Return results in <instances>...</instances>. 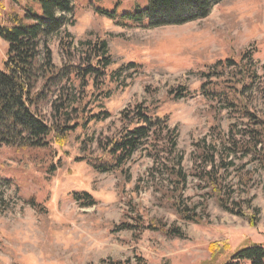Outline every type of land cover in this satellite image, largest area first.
I'll return each mask as SVG.
<instances>
[{"label":"rangeland","instance_id":"1","mask_svg":"<svg viewBox=\"0 0 264 264\" xmlns=\"http://www.w3.org/2000/svg\"><path fill=\"white\" fill-rule=\"evenodd\" d=\"M0 1L5 12L13 7L21 13L29 2L18 0L19 6ZM115 2L73 0L67 23L47 40L57 66L71 57L72 63H80L87 42L106 40L110 66L120 68L117 78L105 79V90L86 86L82 100H88L86 113L103 109L108 118L77 128L64 147L53 142L33 149L0 146V264H136L138 257L145 264H207L211 242L226 240L232 250L264 245L263 166L249 157L228 158L235 164L225 181L234 191L230 203L240 201L246 210L249 200L257 211L255 225L221 208L192 174L194 166L201 165L195 159L203 143H216L222 151L230 126L247 121L223 100L204 96L199 87L227 80V71L221 78L206 75L218 60L237 61L246 51L253 52L259 67L264 65V0H222L204 18L154 27H146V18L108 17L95 10L112 9ZM136 3L144 5L145 0H121L116 9L132 11ZM6 46L0 39V68ZM182 88L190 94L175 98L172 92ZM246 96L251 111L264 113L260 94L248 91ZM137 103L168 115L169 126L177 132L173 154L159 147L152 156L151 145L145 143L118 170L95 171L85 158L101 153L98 140L116 135L122 127L120 111ZM40 110L50 118L49 102ZM170 167L182 168L183 189L175 185ZM242 167L252 172L247 187L239 178ZM82 191L90 193L95 204L77 200L75 192ZM176 201L182 208L196 207L199 220L180 219L172 205ZM150 219L178 226L184 238L142 229ZM124 225L130 228L120 229Z\"/></svg>","mask_w":264,"mask_h":264},{"label":"trees","instance_id":"2","mask_svg":"<svg viewBox=\"0 0 264 264\" xmlns=\"http://www.w3.org/2000/svg\"><path fill=\"white\" fill-rule=\"evenodd\" d=\"M20 6L18 0H10ZM20 9L9 8L4 11L0 1V39L6 44L5 59L0 68V146L18 148H46L52 142L64 147L69 135L77 128H86L92 121L108 118L109 112L86 113L88 100H82L86 86L94 90H105V79L115 80L120 68H112L111 55L107 42L101 39L97 43L87 42L80 63L74 64L71 58L68 63L55 65L47 40L62 30L72 14L73 0H28ZM222 0H145L144 5L134 4L133 10H118L121 0H116L114 7H96L101 14L112 17L122 15L134 21L146 18V27L161 25H178L206 17L211 8ZM38 6L36 10L35 6ZM69 38V34L65 33ZM62 43V40L60 41ZM67 52V48H64ZM85 56V57H84ZM67 57L69 58L68 54ZM262 70V73L259 72ZM227 71L228 78L223 84L218 82L201 83V93L208 98H219L234 108L235 112L246 118V123L231 125L227 139L223 141V149L216 143L209 146L203 143L198 148L197 164L193 175L197 177L203 188H209L208 194L213 196L225 211L245 217L251 225L257 222L255 209H251L249 200L246 210L240 201L230 203L234 191L227 187L225 181L228 170L235 167L234 158H248L258 162L264 169V113L257 115L251 111V101L246 92L260 94L264 101V65L259 67L253 52H244L240 58L218 60L211 67L207 76L221 78ZM120 75V73H119ZM101 82L98 84V82ZM92 91L90 94H93ZM54 99L49 101V96ZM175 98L190 94L182 88L172 92ZM222 98V99H221ZM50 103V118L41 113L43 104ZM168 115L152 112V109L137 103L120 111L121 129L112 137L98 140V156L85 158L97 172L116 171L122 167L141 146L151 145L154 149L173 154L176 148L177 132L168 123ZM233 155L231 160L229 156ZM177 166L182 157H178ZM156 159V156H155ZM239 170V178L244 186H248L252 172ZM175 185H182L185 175L182 168L170 167ZM181 189V190H182ZM182 193H178L181 197ZM75 198L92 206L95 201L87 191L75 192ZM206 201V199H204ZM177 216L186 221L196 222L199 217L196 207L182 208L180 202L172 203ZM206 205L203 204V212ZM142 229L157 230L168 236L184 238V233L176 225L168 226L158 219H150ZM128 229V225L120 229ZM209 258L207 264H264V245L253 243L232 250L228 241L211 242L207 247ZM221 260V261H220ZM136 264H145L138 257ZM101 264H132L129 260H109Z\"/></svg>","mask_w":264,"mask_h":264}]
</instances>
